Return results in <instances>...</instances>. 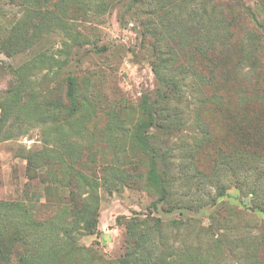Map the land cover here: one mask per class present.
<instances>
[{
	"label": "rangeland",
	"instance_id": "rangeland-1",
	"mask_svg": "<svg viewBox=\"0 0 264 264\" xmlns=\"http://www.w3.org/2000/svg\"><path fill=\"white\" fill-rule=\"evenodd\" d=\"M241 1L254 5L258 19L264 22V0ZM235 6L222 7L217 21L212 0H0V38L20 24L26 26L29 19L43 32L26 52L13 56L0 52V97L6 96L16 82L10 64L23 66L25 70L35 65L29 75L34 94L43 106L48 100L58 98L67 105L65 79L70 74L75 75L79 99H87L96 106L91 119L78 115L80 120L85 119L80 141L87 147L82 168L88 173L98 169V165L115 162L117 157H124L123 163L142 159L129 137L124 136L125 131L112 124L109 113L121 116V123L129 134L137 130L142 98L154 94L161 86L154 68L157 63L166 64L160 69L162 74L184 80L185 99L176 101L180 126L159 137L162 146L172 152L178 195L188 203L209 204L201 212L188 214L189 223L182 225L178 223L182 217L179 210L169 212V205L148 187V168L144 161L139 160L135 171L125 165L127 171L137 172L141 178L129 186L115 187L113 191L101 188L99 233L79 237V243L84 245L80 253L84 264H119L127 250L126 227L119 220L124 215L160 217L171 244L176 248L182 246L180 249L187 245L190 253L202 251L210 257L211 264H248L236 252L216 256L214 239L210 233L202 232V226L213 221L221 223L223 225L218 227L233 240L259 233L264 212L248 210L245 206H252L250 192L253 189L264 198V161L249 173L242 169H223L219 179L193 177V154L199 168L214 172L208 155L211 141L207 136L206 140H201L203 135L200 136L197 124L196 80L191 73L180 72L181 68L192 64L198 71L207 73L206 59L196 52L193 43L212 40L210 34L219 26L222 13L229 18L234 14V37L242 39L251 35L256 43L251 46L252 55L244 59L241 71L236 72V79L229 85L230 105L238 107L239 95L264 91V25H256ZM204 10L208 14H203ZM235 53L236 60L239 52ZM57 59L62 66L56 64ZM26 90L25 99H28L32 87ZM203 93L210 95L209 87H205ZM250 104L252 111L262 105L259 100ZM200 116L212 136L222 131L224 119L213 105H203ZM63 123L64 120L53 124L43 118L22 116L13 123L11 138L0 136V200L31 205L39 220L57 216L65 206L60 199L67 190L51 184L47 173L43 174V179L31 178L24 155L30 149L51 146L59 135L57 127ZM197 139L201 141L199 147ZM90 155L95 157V163L89 160ZM219 185L226 189H220ZM213 203H228V209L217 213ZM211 214H214L212 219ZM224 216H229L226 223L222 222Z\"/></svg>",
	"mask_w": 264,
	"mask_h": 264
},
{
	"label": "trees",
	"instance_id": "trees-1",
	"mask_svg": "<svg viewBox=\"0 0 264 264\" xmlns=\"http://www.w3.org/2000/svg\"><path fill=\"white\" fill-rule=\"evenodd\" d=\"M212 1L215 3L213 11L217 21L222 7L225 9L236 5L240 13L249 17L253 23L264 25L257 17L254 5L248 2ZM223 13L219 26L210 34L213 39L193 43L196 45V52L206 59L207 73L198 71L192 64L180 69V72L191 73L196 80L199 94L196 106L197 124L201 130L200 136L203 135L201 140H206L207 136V140L211 141L208 155L214 172L211 174L199 168L195 164L193 154L191 168L194 169V178L213 176L219 179V173L223 169H242L249 173L264 161V91L239 95L237 108L232 107L229 102V85L236 79V72L241 71L244 59L252 55L251 46L255 45L256 38L248 35L236 39L232 28L236 25L235 15L232 14L229 18ZM203 14L208 13L204 10ZM209 15L214 18L212 13ZM32 20H27L26 26L20 24L14 27L10 33L0 38V52L13 56L26 52L36 43L43 32L31 22ZM237 51L239 55L235 60L234 54H237ZM55 62L59 67L63 65L58 59ZM164 65L166 64L161 61L154 66L161 86L154 94H146L142 98L136 131L129 134L121 123V116L116 112L112 115L109 113V116L112 118V124L123 129L124 136H128L136 150L142 154V159L139 160H143L142 163L148 168L146 183L150 190L157 192L165 204L169 205V212L179 210L182 217L179 222L174 220L176 224L178 222L186 225L191 218L188 214L201 212L209 203H188L176 191L178 178L172 166V152L162 146L159 136L162 133H171L180 126L177 102L185 99L184 80L171 74H162L160 69ZM10 68L16 82L6 96L0 97V136L11 138L12 125L22 116L43 118L53 124L64 120V123L57 127L59 135L54 138L51 146H45L42 150L30 149L24 156L31 178L43 179V174L47 173L51 184L67 191L64 198L60 199L65 206L57 216L44 220L37 219L33 207L27 203L0 200V264H84L80 256L84 245L79 243V237L83 234L99 233L101 188L113 191L115 187L129 186L128 184L139 181L141 176L137 172L127 171L125 166L129 165V168L135 171L139 160L132 159L123 163L124 157H117L113 163L98 165V169L92 173L84 171L83 155L87 147L80 141L83 134L82 125L85 119H91L96 106L87 99H79V84L75 75L70 74L65 79L67 105L58 98L48 100L43 106L34 94L29 75L35 65L28 70L23 66L11 64ZM27 87H32V90L29 98L25 99ZM205 87H209L211 92L208 96L203 93ZM253 100L262 103L259 110L252 111L250 103ZM205 104L213 105L224 119L222 131L213 136L200 116L201 107ZM82 114L84 120L78 118V115ZM198 139L197 147L201 142ZM90 157L89 160L95 163V157ZM187 174L188 172L186 176ZM219 187L226 189L223 185ZM250 194L253 195L252 206L245 208L264 212V198L260 197L261 194L255 189ZM213 204L216 205L217 213L228 209V203ZM229 211L232 212L233 209L229 208ZM213 216L214 214H211L209 218L212 219ZM228 217L224 216L222 222L226 223ZM119 220L125 225L127 235V250L119 264H211L210 257L202 251L197 250V254L190 253L187 245L183 246L185 249H180L182 246L176 248L171 244L165 223L160 217L124 215ZM222 225L213 221L208 226H202V232L210 233L214 239L216 256L222 257L226 252H236L248 264H264V221L259 233L235 240L229 239L225 231H221L222 227L218 226Z\"/></svg>",
	"mask_w": 264,
	"mask_h": 264
}]
</instances>
